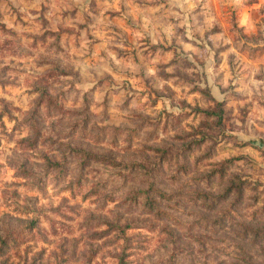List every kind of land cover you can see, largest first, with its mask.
<instances>
[{
  "label": "clouds",
  "instance_id": "obj_1",
  "mask_svg": "<svg viewBox=\"0 0 264 264\" xmlns=\"http://www.w3.org/2000/svg\"><path fill=\"white\" fill-rule=\"evenodd\" d=\"M0 264H264V0H0Z\"/></svg>",
  "mask_w": 264,
  "mask_h": 264
}]
</instances>
